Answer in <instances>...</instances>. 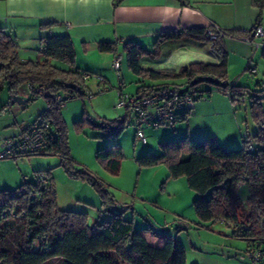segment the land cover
I'll return each mask as SVG.
<instances>
[{
	"label": "trees",
	"instance_id": "1",
	"mask_svg": "<svg viewBox=\"0 0 264 264\" xmlns=\"http://www.w3.org/2000/svg\"><path fill=\"white\" fill-rule=\"evenodd\" d=\"M176 1L182 7L189 6V0ZM251 3L258 13L253 27L247 32L216 27L168 32L155 39L152 49H145L134 42L124 43L129 70L151 82L140 85L137 91L166 88L179 92L183 88H187L185 92L194 91V86H191L193 80L212 77L221 84L215 86L217 92L227 96L232 104L240 101L247 88L228 79L225 40L246 39L261 25L264 0H251ZM208 31L218 34L212 43L213 52L220 59L218 64L194 62L178 69L157 71L141 66L143 60L159 64L167 59L171 52L162 51L165 45H176L181 41L210 44ZM99 49L115 53L116 42L99 43ZM39 54L41 61H21L15 40L0 28V93L6 89L12 101L22 88L31 86L34 90L45 87L47 93L53 95V98H45L47 108L35 118L50 124L48 150L17 159L35 155L58 156L62 166L70 172L66 126L61 117L62 107L55 98L58 93L68 92L66 84L79 87L81 73L75 68L74 48L68 35L41 38ZM52 61L63 63L67 68L56 67ZM194 92V106L198 99L208 97ZM82 96L84 93L71 91V96L65 98L64 103ZM28 97L37 99L41 96ZM249 110L256 130L252 136L245 135L239 147H222L214 137L193 139L187 136L161 142L158 155L145 153L136 159V163L140 167L164 165L169 179L185 178L187 187L196 194L192 204L200 222H224L232 226L235 237L246 242V250L256 244L264 250V105L255 100ZM191 111L180 115L177 122L186 121ZM101 123L106 128H99L97 124L93 125L94 128L103 130L104 137L113 140L125 127L118 121H111L108 125ZM75 125L82 130L87 123L83 119ZM116 155L122 157L119 146L99 150L96 157L107 163ZM71 174L89 181L98 192L103 200L97 213L101 219L88 224L86 213L59 208L53 179L48 175L45 176V184L41 183L40 175L33 184L24 182L16 189L0 191V264H46L53 260L59 264H119L118 260L123 264H186L184 248L168 231L135 229L132 222L123 219L102 183L84 171ZM242 187L248 191L245 200L239 194ZM244 207L246 211L243 212ZM10 238H19L17 247L3 248L2 244ZM109 252L116 257L110 256Z\"/></svg>",
	"mask_w": 264,
	"mask_h": 264
},
{
	"label": "rangeland",
	"instance_id": "2",
	"mask_svg": "<svg viewBox=\"0 0 264 264\" xmlns=\"http://www.w3.org/2000/svg\"><path fill=\"white\" fill-rule=\"evenodd\" d=\"M256 11L258 13L257 9ZM262 41L264 39H255L254 43ZM31 45L34 47V43H28V48L32 47ZM257 50L253 62L255 75L243 69L239 70L238 67L230 71V79L247 88L240 101L232 104L227 96L217 92L215 86L210 84L195 85L194 91L208 96L207 99H198L188 119L176 122L173 128L143 126L141 129L146 144L137 140L135 119L125 109L116 107L119 82L123 84L121 88L123 95H133L138 85L151 83L129 70L123 49L118 51L121 56L119 77L110 67V70L105 71H111L110 84L105 83L104 79L100 84L95 78L84 83L79 81L84 96L69 99L61 108V117L67 132L69 171L71 173L84 171L102 183L113 198L114 204L120 205L117 208L123 219L132 222L135 229L168 231L169 235L184 248L186 264H248L239 260V255L246 251V242L235 237L232 226L224 222L211 224L202 223L197 219L192 204L196 194L187 187L185 178L169 179L168 170L164 165L140 167L136 159L145 153L158 155L161 142L187 136L201 139L199 138L201 133L207 131L217 132L221 142L230 130L234 134L238 128L243 136H252L256 127L250 115L251 103L259 100L264 105V55L260 51L261 47ZM29 53L30 50L22 57L28 58ZM198 61L208 60L191 53H183L174 55L169 64L147 63L149 64L147 67L157 71L159 68H169L180 63L188 65ZM112 62L113 60L111 66ZM52 64L66 69L63 63L52 61ZM140 64L145 67L144 60ZM178 68L180 67L176 69ZM102 88H108L109 91L101 93ZM86 91H89L92 97H87ZM61 94L66 96L65 92ZM19 96L26 101L24 105L13 104L6 89L0 93V143L3 139L17 134L18 129L13 128V124L25 121L31 123L45 105L43 97L31 99L24 88L19 91ZM83 119L87 125L80 130L75 123ZM111 121L122 122L125 126L115 140L105 138L104 131L93 126L101 122L108 125ZM241 143L242 141L238 147ZM112 146L120 147L122 157L116 155L107 163L99 161L96 157L97 152ZM70 172L62 166L60 157L53 155H35L17 160L3 159L0 160V191L16 189L24 182L33 184L38 176L48 175L53 179L59 208L75 204L69 206L72 207L71 211L81 212V209H86L88 224L99 221L101 218H96V214L102 208L103 200L89 181L75 177ZM239 194L241 199L245 200L248 197L247 188L242 187ZM242 211H246L245 207ZM16 239L5 240L2 247L16 248L19 238ZM108 254L116 257L113 252ZM117 262L123 264L119 260ZM46 264L59 263L53 260Z\"/></svg>",
	"mask_w": 264,
	"mask_h": 264
},
{
	"label": "crops",
	"instance_id": "3",
	"mask_svg": "<svg viewBox=\"0 0 264 264\" xmlns=\"http://www.w3.org/2000/svg\"><path fill=\"white\" fill-rule=\"evenodd\" d=\"M256 16L257 11L251 0H189V6L186 7H182L176 0H0V28L15 40L21 61L42 60L39 54L41 38L68 35L74 48L75 68L98 76L109 84L112 74L111 71H105L112 68L111 60L118 57L121 59L118 51L123 49L124 43L134 42L145 49H151L155 39L168 32L211 27L247 32L255 23ZM260 26L264 29V18ZM102 42H116L115 53L100 51L99 43ZM28 43H34V47L31 45L28 48ZM225 46L228 52V79L233 81L230 79V71L236 67L243 71L254 67L253 62L259 49L252 47L245 39L228 38ZM29 50L28 58L22 57ZM162 51L171 52L163 64H169L174 55L183 53L208 60L198 62H220L208 43L181 41L176 45H165ZM260 51L264 50L261 48ZM147 63L145 62L144 68L150 69ZM181 66L184 64L169 68ZM235 83L240 85L239 82ZM122 87L123 84L119 82L118 91ZM139 87L140 85L137 89ZM46 108L45 100L38 115ZM29 124L26 121L20 124L16 122L13 128L18 129V134ZM226 136L221 142L217 132L207 131L202 132L199 138L214 137L224 147H238L239 142L244 139L239 128L234 134L230 130ZM69 206L62 209L71 211L72 207ZM81 210L88 215L86 209Z\"/></svg>",
	"mask_w": 264,
	"mask_h": 264
},
{
	"label": "built area",
	"instance_id": "4",
	"mask_svg": "<svg viewBox=\"0 0 264 264\" xmlns=\"http://www.w3.org/2000/svg\"><path fill=\"white\" fill-rule=\"evenodd\" d=\"M217 37L218 34L216 32L208 31L207 38L211 46ZM255 39H264V29L261 26H257L245 41L254 48L264 47V43H254ZM120 65L121 59L119 57L115 58L112 62V68L116 71L117 77H119ZM249 72L255 74L256 70L252 67ZM91 78H95L100 84L103 83L102 78L98 76H92L85 72L81 73V81L83 83ZM24 89L27 96L39 95L42 97L47 93L45 87H39L34 90L31 86H26ZM71 91L68 90L66 96L61 93L57 94L55 100L60 107H63L65 98L67 99L71 96ZM107 91V88L100 89L101 93ZM85 93L88 94L87 97H92L89 91ZM194 93L192 90L180 93L177 89L166 88L150 91L140 89L133 95H123L120 90L117 92L116 107L125 109L135 119L137 140L146 144L147 141L141 128L143 126L153 128L159 126L174 127L180 115L194 108ZM49 130L50 124L45 120L38 119L27 126L18 136L3 139L0 143V160L17 159L31 154L45 153L49 148ZM41 183H46L44 176L41 178ZM239 260L248 264H264V250L258 248L256 244L249 247L245 253L239 255Z\"/></svg>",
	"mask_w": 264,
	"mask_h": 264
},
{
	"label": "water",
	"instance_id": "5",
	"mask_svg": "<svg viewBox=\"0 0 264 264\" xmlns=\"http://www.w3.org/2000/svg\"><path fill=\"white\" fill-rule=\"evenodd\" d=\"M200 83H207L210 84L212 86H220L221 84H219L218 80L213 79L212 77H199L196 78L195 80H193L191 82V86H195L198 85ZM66 88L69 90H72L74 92H76L77 94H82V90L80 89V87H78L75 84H66ZM187 90V88H183L180 90V93H184ZM44 98H53V95L46 93L43 96ZM12 103L13 104H18V105H24L26 103L25 100H23L19 95H15L12 97ZM96 126H98L99 128H106V126H104L102 123L97 124Z\"/></svg>",
	"mask_w": 264,
	"mask_h": 264
},
{
	"label": "clouds",
	"instance_id": "6",
	"mask_svg": "<svg viewBox=\"0 0 264 264\" xmlns=\"http://www.w3.org/2000/svg\"><path fill=\"white\" fill-rule=\"evenodd\" d=\"M69 90V89H68ZM76 93V92H75ZM77 94V93H76Z\"/></svg>",
	"mask_w": 264,
	"mask_h": 264
}]
</instances>
